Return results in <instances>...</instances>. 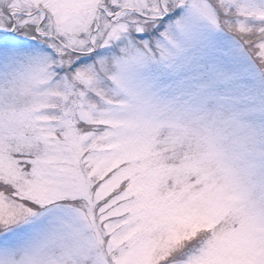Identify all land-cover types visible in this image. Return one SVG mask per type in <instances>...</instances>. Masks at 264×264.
Masks as SVG:
<instances>
[{
	"label": "snow or ice",
	"instance_id": "obj_1",
	"mask_svg": "<svg viewBox=\"0 0 264 264\" xmlns=\"http://www.w3.org/2000/svg\"><path fill=\"white\" fill-rule=\"evenodd\" d=\"M0 264H264V0H0Z\"/></svg>",
	"mask_w": 264,
	"mask_h": 264
}]
</instances>
